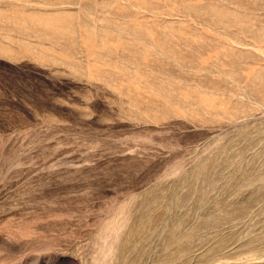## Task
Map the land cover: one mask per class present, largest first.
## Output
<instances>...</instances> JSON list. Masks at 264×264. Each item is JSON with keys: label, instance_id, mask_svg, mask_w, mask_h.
<instances>
[{"label": "rangeland", "instance_id": "rangeland-1", "mask_svg": "<svg viewBox=\"0 0 264 264\" xmlns=\"http://www.w3.org/2000/svg\"><path fill=\"white\" fill-rule=\"evenodd\" d=\"M0 264H264V0H0Z\"/></svg>", "mask_w": 264, "mask_h": 264}]
</instances>
